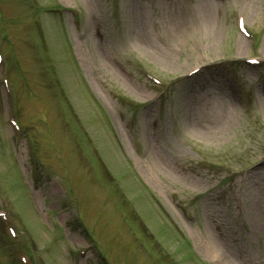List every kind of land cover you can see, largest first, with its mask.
I'll list each match as a JSON object with an SVG mask.
<instances>
[{"label":"rangeland","instance_id":"rangeland-1","mask_svg":"<svg viewBox=\"0 0 264 264\" xmlns=\"http://www.w3.org/2000/svg\"><path fill=\"white\" fill-rule=\"evenodd\" d=\"M202 2L0 0V207L39 264H264V0Z\"/></svg>","mask_w":264,"mask_h":264},{"label":"bare ground","instance_id":"bare-ground-1","mask_svg":"<svg viewBox=\"0 0 264 264\" xmlns=\"http://www.w3.org/2000/svg\"><path fill=\"white\" fill-rule=\"evenodd\" d=\"M203 2L200 5L201 19L203 21L207 20L208 12L213 10V1L214 0H202ZM204 107L207 109L206 112L211 114H221V119L230 120L232 114L222 106H216L211 104L209 101L205 102ZM219 114V115H220ZM214 242V241H213ZM201 245L204 247L208 257L213 260L216 264H236L234 261L228 257L229 248L226 245H221L220 243H211L208 241L201 242Z\"/></svg>","mask_w":264,"mask_h":264}]
</instances>
